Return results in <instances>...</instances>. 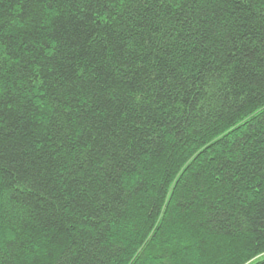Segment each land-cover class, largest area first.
I'll list each match as a JSON object with an SVG mask.
<instances>
[{
	"label": "trees",
	"instance_id": "obj_1",
	"mask_svg": "<svg viewBox=\"0 0 264 264\" xmlns=\"http://www.w3.org/2000/svg\"><path fill=\"white\" fill-rule=\"evenodd\" d=\"M0 264H264V0H0Z\"/></svg>",
	"mask_w": 264,
	"mask_h": 264
}]
</instances>
